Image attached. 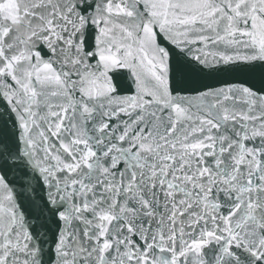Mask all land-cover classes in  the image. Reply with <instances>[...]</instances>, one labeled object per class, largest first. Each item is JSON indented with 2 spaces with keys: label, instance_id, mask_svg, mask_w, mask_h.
I'll return each mask as SVG.
<instances>
[{
  "label": "snow or ice",
  "instance_id": "6c2138e0",
  "mask_svg": "<svg viewBox=\"0 0 264 264\" xmlns=\"http://www.w3.org/2000/svg\"><path fill=\"white\" fill-rule=\"evenodd\" d=\"M0 264H264V0H0Z\"/></svg>",
  "mask_w": 264,
  "mask_h": 264
}]
</instances>
